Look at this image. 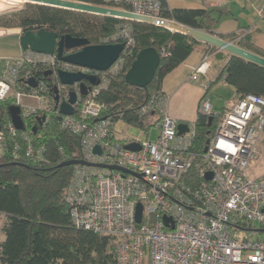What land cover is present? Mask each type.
I'll return each instance as SVG.
<instances>
[{
	"label": "built area",
	"instance_id": "2783aa9c",
	"mask_svg": "<svg viewBox=\"0 0 264 264\" xmlns=\"http://www.w3.org/2000/svg\"><path fill=\"white\" fill-rule=\"evenodd\" d=\"M102 1L127 5L139 16L162 18L163 3L168 0ZM250 32L243 30L240 37ZM117 43H125V51L106 72L61 62L57 55L26 51L20 58L4 62L0 78V102L15 91V105L23 119L41 115L46 121L54 111L50 82L46 75L38 78L31 72L21 78L24 66L52 71L57 79L58 71H64L95 76L100 81L97 86L87 84L89 91L84 97L79 84L59 88L60 102H67L72 92L78 95L74 115L62 116L60 124L80 137L82 161L107 167L75 166L65 196L74 227L111 238L116 264H264V239L241 240L238 235L239 230L254 225L264 230V174L257 178L249 174L264 143V97L247 95L222 112H215L204 99L200 112L212 118L214 125L198 147L195 125L179 136L181 123L170 115L168 99L159 92L140 110L142 116H157L154 128L158 137L152 140L149 131L143 132L144 139L127 143L139 144L140 150H127V144L115 134L116 123L111 117L104 118L106 106L99 101L110 79L122 71L123 56L131 54L134 40L130 24L101 41V45ZM160 56H167L165 49ZM210 67L209 58H204L193 79L206 75ZM32 78L37 81L36 88L29 84ZM25 99L36 104H26ZM7 129L15 143L11 156L16 161H43V150L34 147L28 134L22 136L23 147L19 142L22 131L12 122ZM97 147L100 155L94 152ZM4 154L0 130V160ZM209 174L211 180L207 179ZM164 218L170 219L168 224ZM4 223L3 217L0 242Z\"/></svg>",
	"mask_w": 264,
	"mask_h": 264
},
{
	"label": "trees",
	"instance_id": "16d2710c",
	"mask_svg": "<svg viewBox=\"0 0 264 264\" xmlns=\"http://www.w3.org/2000/svg\"><path fill=\"white\" fill-rule=\"evenodd\" d=\"M79 1L130 11L127 5L106 4L102 0ZM212 13V10L205 9H171L164 2L161 17L216 35L217 20ZM125 24L133 28V48L138 52L155 48L160 54L165 49L167 56H161L154 79L146 89H141L126 82L125 77L134 58L131 54L124 55L122 71L110 79L109 87L99 96V101L106 106L104 118L111 117L114 123L123 121L148 132L158 118L152 114L142 116L140 110L162 92L167 75L198 49L202 50L203 59L217 53L216 57L223 61L218 77L207 91L223 81L234 88L237 100L247 95L264 97V67L163 27L31 3H26L18 12L0 15V29H20L22 33L45 29L59 37L70 35L86 39L91 45H101L104 38L116 34ZM251 33L242 37L240 32L216 36L264 57V49L252 42ZM3 68L4 62H0V78ZM42 70L26 65L21 78L28 72L38 78L44 77L48 71ZM45 77L50 82L53 114L42 126L37 121L41 115L24 118L25 130L19 132V142L23 147L22 136L26 133L34 147L43 150V161H16L11 156L15 143L7 125L11 122L9 109L15 105V97L0 102V130L4 134L5 148L0 160V215L5 218L0 264H116L115 244L111 238L77 230L72 223L65 196L75 166L61 165L82 161L81 140L59 122L53 100L54 89L60 88V82L54 75ZM213 125L199 111L195 122L198 147L203 145Z\"/></svg>",
	"mask_w": 264,
	"mask_h": 264
},
{
	"label": "water",
	"instance_id": "95a60500",
	"mask_svg": "<svg viewBox=\"0 0 264 264\" xmlns=\"http://www.w3.org/2000/svg\"><path fill=\"white\" fill-rule=\"evenodd\" d=\"M26 3L49 6L68 11H74L84 14L115 18L125 21L146 23L159 27L166 28L171 31L179 32L193 37L200 43H204L219 50L225 51L236 57L243 58L247 61L253 62L257 65L264 67V57L254 54L248 50H245L233 42L225 41L216 35L206 33L202 30L194 29L182 23L174 20H168L164 18L145 17L136 15L130 11L107 7L92 5L79 1L72 0H21ZM21 47L24 51H31L34 53L45 55H57L61 62L68 63L75 66L89 68L98 72H106L110 67L120 58L125 51V43H117L111 45H91L86 39L74 38L70 35L59 37L57 33L49 30L28 31L21 36ZM131 55L134 58V62L127 72L125 80L126 82L137 88L146 89L152 80L154 79L156 72L161 63V56L155 48H147L138 52L135 48L132 49ZM52 72H46V76H51ZM59 82L62 86L73 87L75 84L80 85L81 96L88 94L89 88L86 83L91 86L99 85L100 81L97 77L81 74V73H67L64 71H58L57 73ZM29 84L32 88L37 87V81L32 78L29 80ZM78 95L76 92L70 94V98L67 102H60V95L58 88L54 89V102L55 109L59 113V122L62 121V116H72L75 113L74 105L77 103ZM11 115V122L18 131L25 130V123L21 116L20 107L13 105L9 109ZM38 123L42 126L46 122V117L42 116L38 118ZM210 124L212 118H209ZM35 130V129H34ZM189 126L180 124L178 127V135L182 136L188 132ZM127 150L139 151V144H127L125 146ZM96 154H101L99 147L95 148ZM90 166L107 168L104 166H97L88 164L85 161H71L62 164L61 166ZM108 169L114 171H120L128 173L126 169L118 167H108ZM208 180L212 179V175L207 176ZM142 206L139 204L137 207V222H141ZM166 224L170 219L164 218ZM258 232L264 233V230Z\"/></svg>",
	"mask_w": 264,
	"mask_h": 264
},
{
	"label": "crops",
	"instance_id": "0c3cea01",
	"mask_svg": "<svg viewBox=\"0 0 264 264\" xmlns=\"http://www.w3.org/2000/svg\"><path fill=\"white\" fill-rule=\"evenodd\" d=\"M23 3L21 0H0V13L15 9L17 5ZM167 3L171 9L212 10L213 17L217 13L221 17L220 21H222L223 17H226L225 22L228 20V23H224L222 26L218 25V19L214 18L217 20L214 29L216 35H228L249 30L252 32V42L264 49V0H168ZM225 24H229V26L231 24L232 30H227L230 32H224ZM22 34L20 29H0V62L18 59L26 52L21 47ZM202 61L203 53L202 50L198 49L178 68L168 74L163 82L162 92L168 99L167 108L170 115L181 124L188 126L195 125L204 99L210 101L215 112H222L231 108L237 102L234 88L223 81L207 91L210 84L218 77L222 66L218 69L211 67L206 75L198 77L197 80L193 79L194 70ZM219 85L225 88L227 94L220 96L219 99L215 97L213 99L209 98L210 92L216 90ZM225 96L234 100L232 106L223 104L222 101ZM25 100L32 105L36 104L35 100ZM117 125L118 122L115 125V134L124 144L134 140L120 134L117 131ZM153 128L149 130L150 138ZM123 134H125V131ZM0 217L2 218L1 215Z\"/></svg>",
	"mask_w": 264,
	"mask_h": 264
},
{
	"label": "rangeland",
	"instance_id": "374dc122",
	"mask_svg": "<svg viewBox=\"0 0 264 264\" xmlns=\"http://www.w3.org/2000/svg\"><path fill=\"white\" fill-rule=\"evenodd\" d=\"M26 2H24L23 4L17 5V7L15 9L12 10H8L5 12L0 13V15L3 14H10V13H14V12H18L22 9H24ZM214 18L218 19L219 23L218 25H224V23H228V20L225 19L226 17H223L222 21L221 17L219 16V14H215ZM221 23V24H220ZM226 27L223 28L224 32H230L227 30H232L231 24L229 26V24H225ZM257 42V41H256ZM263 44H264V40H263ZM217 53H214L212 55H210L209 61L211 63V67H215V68H219L223 65V61L218 59L217 57ZM210 67V69H211ZM223 94V95H222ZM225 94H227V92L225 91V88H223L221 85H219L218 88H216V90H214L213 92L211 91L209 94V98L213 99L215 98H220V96H224ZM15 97V91L12 92V94L9 96V98H13ZM8 98V99H9ZM26 102V104H31L29 102H27L26 100H24ZM223 104H228V106H232V104L234 103L233 99H228V96L223 97ZM117 131L124 135L125 137H129V139H135V140H142L144 139V133L142 132V130L140 128L134 127V126H130L126 123H124L123 121H119L118 125H117ZM125 131V134H123V132ZM157 133L158 130L156 128H153L151 130V139L155 140V138L157 137ZM259 152H260V159L258 162L252 164L250 166L249 169V174L254 177H260L264 174V143L260 146L259 148ZM3 221V217H0V223ZM258 230H260L259 225H254L252 227V229H246V230H239L238 231V235H239V239L241 240H263L264 239V233H260L258 232Z\"/></svg>",
	"mask_w": 264,
	"mask_h": 264
},
{
	"label": "flooded vegetation",
	"instance_id": "af4514ba",
	"mask_svg": "<svg viewBox=\"0 0 264 264\" xmlns=\"http://www.w3.org/2000/svg\"><path fill=\"white\" fill-rule=\"evenodd\" d=\"M51 72H52V71H51ZM52 74H53V73H52ZM51 76H52V75H51ZM85 83H86V85L89 84V83H87V82H85ZM60 85H61V84H60ZM70 88H71V87H70ZM58 90H59V89H58ZM59 95H60V92H59Z\"/></svg>",
	"mask_w": 264,
	"mask_h": 264
}]
</instances>
